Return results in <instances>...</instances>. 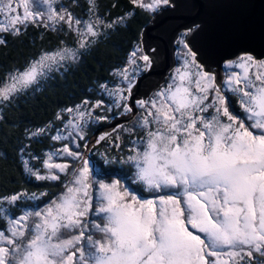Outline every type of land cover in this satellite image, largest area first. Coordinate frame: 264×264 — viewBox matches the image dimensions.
<instances>
[{
	"label": "snow or ice",
	"instance_id": "snow-or-ice-1",
	"mask_svg": "<svg viewBox=\"0 0 264 264\" xmlns=\"http://www.w3.org/2000/svg\"><path fill=\"white\" fill-rule=\"evenodd\" d=\"M131 4L154 17L175 7L173 0ZM134 14L105 20L96 0H88L83 19L61 0H0V45L7 43L4 34L20 36L30 25L76 36L74 47L61 40L0 78V106L78 62L106 29ZM199 28L187 27L176 38L179 63L151 95L136 98L158 57L141 42L112 70L113 81L99 84L100 99L61 109L55 119L62 127L54 133L51 121L27 132L30 140L50 134L61 147L45 154L43 171L30 165L40 158H24L22 147L25 172L40 181H60L63 174V188L42 207L25 205L18 214L13 209L20 201L48 194L0 196L6 225L0 264H264V59L243 53L225 60L218 83L189 39ZM229 93L238 112L230 110ZM117 118L130 122L113 129L134 137L127 154L122 142H113L122 154L101 153L94 161L89 125ZM110 136L100 134L95 143ZM108 165L128 171L115 176Z\"/></svg>",
	"mask_w": 264,
	"mask_h": 264
},
{
	"label": "trees",
	"instance_id": "trees-1",
	"mask_svg": "<svg viewBox=\"0 0 264 264\" xmlns=\"http://www.w3.org/2000/svg\"><path fill=\"white\" fill-rule=\"evenodd\" d=\"M96 2L98 14L105 20L110 21L132 11L135 14L115 30L106 29V34L101 36L96 44L81 51L78 62L69 63L65 68L53 71L46 79L18 95L11 103L0 106V116L3 117L0 119V196L21 191L37 195L44 192L48 194L33 202L32 200L20 201L19 205L13 209L14 212H17L22 205L33 206L44 202L63 184V176L60 181H40L25 172L20 149L27 146L24 158L39 157L41 150L49 147L52 142L50 134L30 140L27 132L44 127L50 121L55 125L54 128L60 127L62 124L55 119V115L61 109L78 104L85 98L92 101L100 99L99 84L113 81L112 70L122 66L133 47L140 43L139 32L150 13L138 8L133 9L131 0H96ZM61 3L69 6L77 17L87 19L88 0H77L76 4H73V0H61ZM4 38L7 43L0 45V78L15 68L23 67L29 60L38 56L41 50L55 48L61 40L73 47L76 41V36L67 32L66 28L55 32L31 25L20 36L13 37L10 34H4ZM68 118L65 115V120ZM98 125L100 124L89 125L87 135ZM116 128L115 124L106 131L110 132L111 136L105 141L99 144L95 141L92 143L89 156L94 161H101V153L121 155L119 150L111 146L113 142H122L123 154H127L130 141L134 137L119 131L117 135L120 140H117V135L113 133V129ZM137 134L142 135L139 132ZM30 162L32 165L39 164V160H30ZM105 167L114 169L115 176H122L128 171L127 165ZM128 178L131 179L130 173ZM3 225L4 222L0 221V227Z\"/></svg>",
	"mask_w": 264,
	"mask_h": 264
},
{
	"label": "water",
	"instance_id": "water-1",
	"mask_svg": "<svg viewBox=\"0 0 264 264\" xmlns=\"http://www.w3.org/2000/svg\"><path fill=\"white\" fill-rule=\"evenodd\" d=\"M175 7L150 14L140 30L145 49L158 51L154 67L141 82L137 97L146 95L168 73L174 62L175 39L179 31L199 25L189 39L199 50L201 62L217 74L220 83L222 60L237 52H248L258 58L264 55V0H173ZM120 118L104 122L87 135L91 144Z\"/></svg>",
	"mask_w": 264,
	"mask_h": 264
},
{
	"label": "rangeland",
	"instance_id": "rangeland-1",
	"mask_svg": "<svg viewBox=\"0 0 264 264\" xmlns=\"http://www.w3.org/2000/svg\"><path fill=\"white\" fill-rule=\"evenodd\" d=\"M179 36V35H178ZM176 41V40H175ZM178 50H179V48H178V45H176L175 47H174V62H173V64L171 65V67H170V69L168 70V73H166V75H165V77L157 84V85H155L153 88H151V89H149L147 92V94L146 95H144V96H147V95H151V93L152 92H154V91H156V90H158L160 87H162V86H164L165 84H166V82H167V80H168V77H169V74L171 73V71H172V69L174 68V67H176L177 66V64L179 63V59H178V56H177V52H178ZM131 52V51H130ZM243 53H248V52H243V51H241V52H237L235 55H232L231 57H228V58H225L224 60H222V76H221V80H220V82H222V80H223V78H224V73H225V68H224V61L225 60H229V59H236L237 57H239L240 55H242ZM37 57V56H36ZM35 57V58H36ZM257 59H264V55L263 56H261V57H258ZM111 86V85H110ZM229 95H231V93H229ZM232 96V95H231ZM138 98H140V97H137V99ZM230 110H232V111H234V112H238L239 111V105H238V103H237V97H235V96H232L231 97V108H230ZM69 119V118H68ZM67 120V119H66ZM123 123V121H120V122H118V124L116 123V125H121V124ZM122 125H124L125 127H129L130 126V122L129 121H124V123L122 124ZM60 127H62V125L60 126ZM60 127H57V128H60ZM55 129L56 128H54V130L52 131V133H54L55 132ZM119 131L120 130H117V131H113V133L114 134H118L119 133ZM104 132H106V131H104ZM104 132H101V133H104ZM50 136V135H49ZM50 138H51V136H50ZM52 141V140H51ZM95 141V140H94ZM93 141V142H94ZM53 142V143H52ZM51 142V145L49 146V147H47V148H44V149H42L41 150V153H40V155H39V164L38 165H32V164H30L31 166H33L34 168H37V169H40L41 171H43V168H42V164H41V160L45 157V154L47 153V152H50V151H54L55 149H58V148H60L61 147V144L59 143V142H55V141H52ZM92 142V143H93ZM91 143V144H92ZM31 163V162H30ZM61 176H63V174L61 175ZM110 178H112V177H110ZM62 179L64 180V177H62ZM62 188H63V184H62V186L60 187V189L58 190V191H56L55 193H53V195L50 197V198H48L47 200H45L44 202H42V203H40V204H37V205H39V206H43L44 204H47L56 194H58L59 192H61V190H62ZM138 194H140V193H138ZM11 195V194H10ZM141 195H144V196H147L148 195V193H143V194H141ZM32 202H33V200H32ZM27 205V204H26ZM37 205H33V207H35V206H37ZM25 205H22L21 207H19V209H18V211L16 212L17 214L22 210V208L24 207ZM32 206V205H31ZM2 227H6V225L4 224Z\"/></svg>",
	"mask_w": 264,
	"mask_h": 264
},
{
	"label": "flooded vegetation",
	"instance_id": "flooded-vegetation-1",
	"mask_svg": "<svg viewBox=\"0 0 264 264\" xmlns=\"http://www.w3.org/2000/svg\"><path fill=\"white\" fill-rule=\"evenodd\" d=\"M150 14H151V13H150ZM183 31H184V30L179 31L178 35H180V33L183 32ZM177 37H178V36H177ZM177 37H176V38H177ZM175 40H176V39H175ZM176 45H177V43H176V41H175V46H176Z\"/></svg>",
	"mask_w": 264,
	"mask_h": 264
}]
</instances>
